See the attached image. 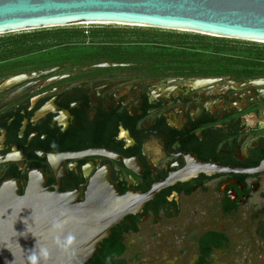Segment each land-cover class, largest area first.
Wrapping results in <instances>:
<instances>
[{
	"label": "flooded vegetation",
	"instance_id": "1",
	"mask_svg": "<svg viewBox=\"0 0 264 264\" xmlns=\"http://www.w3.org/2000/svg\"><path fill=\"white\" fill-rule=\"evenodd\" d=\"M80 33L88 38L83 48L89 49L79 57L53 47L49 57L63 58L37 67L9 71L11 63L0 62V189L18 181L24 194L30 173L42 170L51 190L79 191L85 200L91 180L107 174L124 196L147 193L196 160L245 169L264 160V84L255 83L264 81V66L252 78L146 74L143 64L116 59L110 42L97 50L96 35L117 31ZM104 62L127 66L96 67ZM22 74L28 77L12 78ZM203 79L211 80L197 83ZM255 195L261 204L254 221L264 215V174H199L162 190L142 213L129 216L139 230L127 234L126 242L143 224L162 230L186 214L192 224L179 226H186L181 242L191 245L195 264L207 234V264L230 261L240 240L231 219ZM200 214L208 219L206 225L199 223ZM255 234L264 240V223ZM151 237L175 241L169 231H154ZM175 242L171 248L163 243L166 256L177 249ZM187 256L188 250L179 249V259Z\"/></svg>",
	"mask_w": 264,
	"mask_h": 264
},
{
	"label": "water",
	"instance_id": "2",
	"mask_svg": "<svg viewBox=\"0 0 264 264\" xmlns=\"http://www.w3.org/2000/svg\"><path fill=\"white\" fill-rule=\"evenodd\" d=\"M85 23L179 31L264 44V0H0V35L76 26ZM104 62L96 67H124ZM48 74L35 73L36 77ZM18 75L15 78H26ZM211 79L199 80L204 84ZM264 84V81L255 82ZM119 160L110 152H98ZM130 165V160L124 158ZM199 174H264V160L254 168H236L198 160L153 185L147 193L122 195L107 174L90 182L86 199L47 186L42 170L30 173L24 194L18 181L0 189V264H29L36 244L49 251L47 264H90L125 218L142 213L162 190ZM63 212L71 217L66 233L75 237L69 253L52 242L51 223ZM35 235V237L32 234Z\"/></svg>",
	"mask_w": 264,
	"mask_h": 264
},
{
	"label": "trees",
	"instance_id": "3",
	"mask_svg": "<svg viewBox=\"0 0 264 264\" xmlns=\"http://www.w3.org/2000/svg\"><path fill=\"white\" fill-rule=\"evenodd\" d=\"M46 32L49 31L28 34L35 35L37 39H42V42H45L43 38L49 35ZM73 32L75 33L65 29L54 31L55 39L62 38L55 45L28 44L26 41L29 37L27 34H22L17 40L14 39L9 44H2L0 62L10 63L13 56H18L21 59L33 58L39 53L46 59L40 61H48L47 55L53 52L48 48L60 47V49L67 50L83 48L84 46L81 44L83 42H77V39H80V36L85 38V34ZM133 37L135 40L130 42L123 41L125 38L123 34L96 35L94 38L100 40L101 48L106 47L108 42L112 43L110 47L115 50L113 55L119 61L145 64L144 67L148 71L156 73L168 72L170 68H173L175 75L179 76L231 75L238 78H252L257 76L256 68L264 66V45H253L240 51L230 45L234 41L214 37H187L171 33L158 35L150 31L136 32ZM191 42L193 47H187ZM128 220L131 221L130 225L127 223ZM138 230L137 220H134L133 217L127 218L112 230L110 238L101 244L99 253L90 264H130L125 258L128 251L126 235L130 232H138ZM209 236L210 234H207L201 241L202 256L199 264H207L210 252Z\"/></svg>",
	"mask_w": 264,
	"mask_h": 264
},
{
	"label": "rangeland",
	"instance_id": "4",
	"mask_svg": "<svg viewBox=\"0 0 264 264\" xmlns=\"http://www.w3.org/2000/svg\"><path fill=\"white\" fill-rule=\"evenodd\" d=\"M59 29H65L69 32L73 31H84V32H91V31H117L118 34H123L125 38L123 41H134L135 38L133 35L136 34V32H144V31H150L151 33H157L158 35H163L167 33L175 34V35H181V36H187V37H194V36H203L198 35L194 33H186V32H179V31H169V30H159V29H150V28H139V27H129V26H123V25H76V26H68V27H62V28H51V29H43V30H37V31H28V32H19V33H12V34H6V35H0V48H2L3 43L9 44L12 40L18 39L20 35L27 34L29 38H27L28 44H36L42 45L44 43H47L48 45H55L59 40H62V38L55 39L54 31H57ZM41 31H49L46 33H49V35L46 38L37 39V37L32 34L28 33H37ZM208 37V36H206ZM80 39H77V42H84L85 39L79 37ZM98 40V39H97ZM212 40V39H209ZM228 40V39H227ZM190 41V40H189ZM234 41L230 43V45H233L237 50L245 49L253 45H259L262 46L264 44L261 43H254V42H248V41H238V40H231ZM236 41V42H235ZM164 42H167V40ZM234 43V44H233ZM11 47V46H10ZM92 47V46H90ZM187 47H193V44H188ZM97 50H101L102 48L100 46H96ZM4 49V47H3ZM89 48H72V49H57V51L67 52L71 55H75L77 57L81 56L80 54L85 53ZM48 50H52L49 49ZM53 51V50H52ZM56 52V51H55ZM88 52V51H87ZM54 53V51H53ZM112 54V53H110ZM52 54L51 58L49 55H47V60H56L63 58L61 56H55ZM13 59L11 60V64L7 66L9 71H15L19 70L21 68H32L40 66L41 64L47 63V61H40L41 59H44V56L42 54H37L35 57H26L25 59L18 58V56H13ZM50 58V59H48ZM145 65V64H144ZM141 68H145L144 66ZM146 69V68H145ZM173 68H170L169 73L174 74ZM146 74L150 73L151 71H148L147 69L144 70ZM261 201L260 198L255 195L253 198L249 201L246 208H244L240 214L234 216L231 220L234 224V235L240 237L239 243L237 247L232 248V252L235 253V256L228 261L226 259H217L216 261L212 260L210 264H264V240H261L259 237L255 234V229H257L260 225V223H264V215H260L255 221L253 220V217L256 215L254 211L258 210L260 207ZM199 223L202 225H206L208 223V219H206V216L204 214L199 215ZM187 223L192 224V218L191 215L183 214L179 219H176L173 224L175 225H167V227H164V229H157L154 227H151L150 224H143L141 226V232L136 236H129L127 238V246L128 251L125 255L126 260L130 262V264H195V261L193 259V256L195 254L194 251H192V247L189 244H182V240L184 237V231L186 230V226L184 229H179V226L186 225ZM247 228L249 230L248 233H244L242 228ZM154 231H161L163 232H170L171 233V239L175 240L174 242L177 243V249L170 251L171 254L166 256L164 253L166 251V248L163 246V243L167 245L168 248H171L174 242L171 240L162 239L159 238L153 239L151 237V233ZM182 245V246H180ZM247 246V248L244 249V247ZM184 248L188 250V256L185 260L179 259V249ZM140 255L139 260L134 262L132 261L133 258L137 257L135 254ZM228 259V258H227Z\"/></svg>",
	"mask_w": 264,
	"mask_h": 264
},
{
	"label": "clouds",
	"instance_id": "5",
	"mask_svg": "<svg viewBox=\"0 0 264 264\" xmlns=\"http://www.w3.org/2000/svg\"><path fill=\"white\" fill-rule=\"evenodd\" d=\"M71 222V217H66L63 212L59 217L51 223V232L53 233L52 242L61 251L65 253L71 252L75 237L72 233H66V226ZM32 234V233H31ZM34 237L35 235L32 234ZM36 238V237H35ZM39 241L36 238V244L28 257L29 264H47L49 259V251L46 247L39 246Z\"/></svg>",
	"mask_w": 264,
	"mask_h": 264
},
{
	"label": "bare ground",
	"instance_id": "6",
	"mask_svg": "<svg viewBox=\"0 0 264 264\" xmlns=\"http://www.w3.org/2000/svg\"><path fill=\"white\" fill-rule=\"evenodd\" d=\"M81 25H107V24H101V23H85Z\"/></svg>",
	"mask_w": 264,
	"mask_h": 264
},
{
	"label": "crops",
	"instance_id": "7",
	"mask_svg": "<svg viewBox=\"0 0 264 264\" xmlns=\"http://www.w3.org/2000/svg\"><path fill=\"white\" fill-rule=\"evenodd\" d=\"M139 260V257H135V258H133L132 259V261H134V262H136V261H138ZM195 261V260H194ZM130 263V262H129Z\"/></svg>",
	"mask_w": 264,
	"mask_h": 264
}]
</instances>
